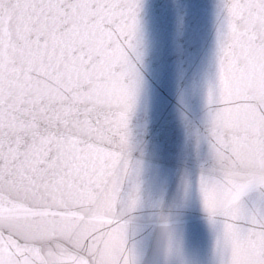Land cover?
I'll return each mask as SVG.
<instances>
[{
	"label": "water",
	"instance_id": "water-1",
	"mask_svg": "<svg viewBox=\"0 0 264 264\" xmlns=\"http://www.w3.org/2000/svg\"><path fill=\"white\" fill-rule=\"evenodd\" d=\"M239 2L143 0L138 97L117 63L80 82L78 109L64 105L31 127L12 122L0 178V243L15 250L11 264L261 257L264 220L224 211L264 191V18ZM106 15L135 24L128 13Z\"/></svg>",
	"mask_w": 264,
	"mask_h": 264
},
{
	"label": "snow or ice",
	"instance_id": "snow-or-ice-1",
	"mask_svg": "<svg viewBox=\"0 0 264 264\" xmlns=\"http://www.w3.org/2000/svg\"><path fill=\"white\" fill-rule=\"evenodd\" d=\"M238 6L264 18V0H240ZM92 10L96 23L85 22V13ZM142 10L143 0H0V178L5 151L12 150L13 142L6 133L14 120L31 127L44 117L51 118L50 114H63L64 105L78 109L74 101L80 82L117 63L135 81L138 97L143 88L140 68L145 48L142 35H133L141 32ZM112 12L130 14L135 24L126 26L127 20L124 25L108 23L106 13ZM65 20L68 23L60 27ZM43 29L48 38L36 39ZM211 96L210 89L209 99ZM80 116L77 110L72 119L79 122ZM88 117L92 124L100 120L99 114L89 112ZM242 210L264 220V191H249L239 208L224 209L232 215ZM213 215L210 211V224L215 223ZM14 252L4 251L0 243V264H11ZM252 264H264V253Z\"/></svg>",
	"mask_w": 264,
	"mask_h": 264
}]
</instances>
